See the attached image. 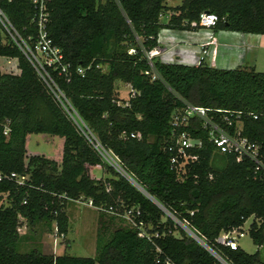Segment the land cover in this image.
Masks as SVG:
<instances>
[{
  "label": "trees",
  "instance_id": "obj_1",
  "mask_svg": "<svg viewBox=\"0 0 264 264\" xmlns=\"http://www.w3.org/2000/svg\"><path fill=\"white\" fill-rule=\"evenodd\" d=\"M122 5L129 22L111 2L52 0L49 33L70 64V77L55 71L51 75L96 140L170 216L102 160L17 49L0 47V55L17 57L20 68L19 74L0 73V117L11 120L9 137H0V174L28 175L23 185L8 177L0 181V195L8 200L7 206L0 205V264H221L172 217L228 264H264L262 250L249 254L216 242L220 232L239 228L252 217L248 234L263 247L264 171H255L247 159L236 161L232 153L217 152L198 121L191 132L202 146L187 150L198 159L189 164L186 179L179 182L168 164L173 153L168 147L169 119L181 105L177 97L228 115L239 113L242 135L260 146L264 161V72L154 57L160 79L145 74L150 70L145 51L158 46L162 28L197 29L190 22L207 11L219 17L215 29L264 35V0H181L173 7L166 0H123ZM20 7L19 1L5 6L18 29L27 22ZM165 12L169 16L162 21ZM78 66L85 68L83 76L76 73ZM117 80L138 93L127 106L117 105ZM31 133L62 137L60 162L27 156L25 140ZM131 133L140 138H131ZM94 167L106 168L112 177L93 176ZM79 199H91L106 211L132 210L148 237L138 236L136 228L117 227L108 239L96 238L94 257L19 251L30 238L19 234L21 219L30 226L55 225L56 233L64 236L66 203Z\"/></svg>",
  "mask_w": 264,
  "mask_h": 264
},
{
  "label": "built area",
  "instance_id": "obj_2",
  "mask_svg": "<svg viewBox=\"0 0 264 264\" xmlns=\"http://www.w3.org/2000/svg\"><path fill=\"white\" fill-rule=\"evenodd\" d=\"M19 1L21 4L20 11L27 17V22L18 29L9 18L5 6L7 4ZM52 0H0V47H10L17 49L21 56L26 59L34 69L38 78L47 87L55 100L63 107L67 112L69 118L75 123L82 134L89 140L93 148L100 155L102 160L110 166L119 175L129 181L135 188L146 195L152 202H154L161 210L169 215L163 207H161L155 199L149 196L145 190L135 181V179L125 171L119 158L111 151L106 150L92 135V133L85 126L78 114L71 108L64 93L61 91L58 83L51 75L52 72H57L58 75H62L65 78L70 77V64L64 60L63 51L55 44L53 38L49 33V5ZM100 2L114 3L117 8L125 17L126 21L129 20L126 17L122 1L123 0H99ZM219 21V17L212 12L202 11L198 19L190 22V26L193 28L214 29ZM217 40L214 36L206 42L200 45L201 54L196 62V66H199L204 62V58L208 55V46H213L212 56L209 65L215 60ZM164 50L158 46L145 51V56L150 70L145 71V74L149 75L151 80L160 79L159 75L154 69L153 58L158 57ZM134 50H129V53H133ZM5 59L7 65H10L12 59H16V68L19 69L18 58L10 55L2 54L0 59ZM100 68V65H96ZM14 68L9 67L8 70L0 73L16 74ZM104 70V68H102ZM85 68L78 66L76 73L83 76ZM128 87V99L122 101L118 99L117 105L127 106L128 100L134 98L138 93L127 84ZM181 102V105L175 108L170 116L169 125L171 128L169 149L173 151L169 157V169L175 173L176 179L179 182H183L187 177L189 164L197 161L198 155L191 154L187 150L194 148L199 149L202 146V141L199 137L192 136V130L195 129L194 121H198L200 128L207 134V139L212 143L214 148L219 153H232L234 154L236 161L247 159L254 164L255 171H264L263 155L261 154L260 146L252 143L247 137L242 135V119L239 113L232 112L228 115L225 111L219 108H207L199 105H194L187 100L177 97ZM233 115L234 118L231 116ZM256 119L257 116L253 115ZM234 125L232 132L229 131V127ZM189 128V129H188ZM11 132V120L7 117H0V137L8 138ZM131 138L139 139L138 133H131ZM8 177L15 180L17 184L23 185L28 178L27 174H17L15 172L10 173L9 176L0 174V181ZM7 195H0V205L7 206ZM75 202H85L89 206H93L92 200H73ZM24 202H26L24 200ZM95 207V206H93ZM115 215H122L129 222L131 228H136L138 236L148 237L145 232L144 224L141 220L135 221L132 216V210L119 213L109 210H103ZM192 214V212H191ZM134 215L138 217L140 212L135 211ZM170 216V215H169ZM173 220L182 228L186 229L189 236L195 241L207 249L221 264H228L219 255L212 251L202 240V238L194 231L189 229L186 224L180 223L175 218ZM55 226V225H54ZM184 229V230H185ZM56 231V227H55ZM246 230L244 225L239 228H232L227 231H222L216 238V242L222 246H227L231 249L239 248L238 239L244 237ZM166 264H171L169 261Z\"/></svg>",
  "mask_w": 264,
  "mask_h": 264
},
{
  "label": "rangeland",
  "instance_id": "obj_3",
  "mask_svg": "<svg viewBox=\"0 0 264 264\" xmlns=\"http://www.w3.org/2000/svg\"><path fill=\"white\" fill-rule=\"evenodd\" d=\"M180 3L181 0H166V5L169 7H173ZM168 16L169 12H165L161 16V20L166 21ZM162 29L185 31L170 28ZM199 29L203 28H197V30ZM171 39L169 42L176 47L177 44L175 40ZM262 44L264 45V39ZM169 48V54L179 53L177 55H180V59L187 64L192 63V65H195L200 57V54L194 52V50L192 51V48L188 45H180L178 48L173 50L171 47ZM257 56L258 65L255 70L258 72H264V48H261L260 51L258 50ZM174 58V56H171L170 61H174ZM16 63V59H12L10 65H7L5 59L1 58L0 70L5 72L9 67H11L14 68L13 71L16 74H19V69L15 67ZM115 90H117L118 95L123 98V100L128 99V87L125 86V83L118 80L115 81ZM62 144L63 138L60 136H52L43 133H31L26 136L25 140L26 155H43L48 159L59 162L62 157ZM91 172L92 175L96 177H112V173L106 168L94 167ZM65 210L68 217V230L64 236H59L56 233L54 225L49 228L43 222H36L33 226H30L24 219H21L22 225L18 230L19 234H27L30 238L26 240V243L21 245L19 251L29 252L32 249H37L44 254H67L77 257H94L96 238L99 235L108 239L111 232L117 227L131 228L130 222L122 215H115L98 210L93 206H89L85 202L67 201ZM252 220L253 218L250 217L244 223L246 234L244 237L238 239L239 247L249 254L256 252L258 249L262 250V247H258L248 234V227ZM254 221L257 223L260 222L255 219ZM184 231L187 233L186 229ZM174 234L179 236L176 232Z\"/></svg>",
  "mask_w": 264,
  "mask_h": 264
},
{
  "label": "crops",
  "instance_id": "obj_4",
  "mask_svg": "<svg viewBox=\"0 0 264 264\" xmlns=\"http://www.w3.org/2000/svg\"><path fill=\"white\" fill-rule=\"evenodd\" d=\"M211 36H214L217 40L215 46V60L211 64L212 67L232 69L240 66H248L256 69V66L258 65L257 52L258 50L260 51L261 48H264V45L262 44L264 35L233 32L224 29H195L193 31H171L162 29L158 36V47L164 51L158 56V58L163 62H180L187 64L180 59V55H177L179 53L169 54V47L173 50L180 45H188L192 48V51L194 50V52L201 54L200 45L203 42L208 41ZM170 39L175 40L177 44L176 47L169 42ZM213 48V46L207 47L209 53L204 58V62L208 64L210 63ZM171 56L175 57L174 61H170ZM187 65H192V63ZM125 86L127 87V84H125ZM116 94L118 99L122 101L126 100H123V98L118 95L117 90Z\"/></svg>",
  "mask_w": 264,
  "mask_h": 264
},
{
  "label": "water",
  "instance_id": "obj_5",
  "mask_svg": "<svg viewBox=\"0 0 264 264\" xmlns=\"http://www.w3.org/2000/svg\"><path fill=\"white\" fill-rule=\"evenodd\" d=\"M262 252H263V254H264V245H263V247H262Z\"/></svg>",
  "mask_w": 264,
  "mask_h": 264
}]
</instances>
